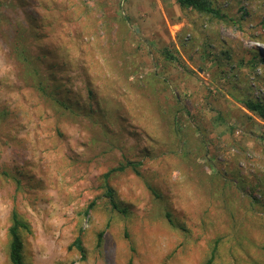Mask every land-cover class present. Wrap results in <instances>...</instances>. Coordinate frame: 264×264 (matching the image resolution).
I'll list each match as a JSON object with an SVG mask.
<instances>
[{"label":"rangeland","instance_id":"obj_1","mask_svg":"<svg viewBox=\"0 0 264 264\" xmlns=\"http://www.w3.org/2000/svg\"><path fill=\"white\" fill-rule=\"evenodd\" d=\"M211 1L0 0V264L13 210L26 264H264V0Z\"/></svg>","mask_w":264,"mask_h":264},{"label":"trees","instance_id":"obj_2","mask_svg":"<svg viewBox=\"0 0 264 264\" xmlns=\"http://www.w3.org/2000/svg\"><path fill=\"white\" fill-rule=\"evenodd\" d=\"M176 3L181 8H190L200 13L208 14L214 18L222 19L225 17V14L220 11L219 8H216L211 0H175ZM124 18V17H123ZM18 25L15 26L13 32V38L11 41V50L14 54L15 59L19 64L22 65L23 72L22 77L25 80H30L32 87L37 91V93L48 100L53 107L57 110L59 115L68 114L73 111V108L68 102L64 99H60L55 94V89L47 81L46 77L42 75L40 70L37 67L36 57L31 55L26 49L24 44L21 41V32ZM262 61L263 59L260 58ZM238 102L251 114L258 117L264 121V100L254 99L252 97H243L238 99ZM10 112L0 110V121L4 120L9 116ZM139 162H134L127 160L118 166L110 169L105 173V177L109 174L110 171H122L127 167H131L134 172L139 173L137 170ZM105 184V194L109 198L110 203L113 207L116 204L113 201V190L107 184ZM29 229L28 223L22 219L16 211H12L10 215V224L7 228L8 244H7V257L10 264H26L24 255H23V237L22 230L27 231ZM101 234L98 233L97 245L101 243ZM74 247L79 253L81 258L85 256V248L82 244V240L79 235H77L73 241L68 245V248ZM214 251L210 252V255L201 263V264H211ZM69 264H73L72 262Z\"/></svg>","mask_w":264,"mask_h":264}]
</instances>
